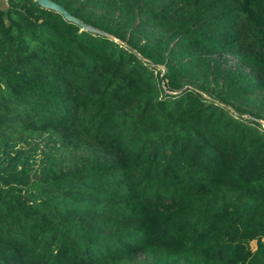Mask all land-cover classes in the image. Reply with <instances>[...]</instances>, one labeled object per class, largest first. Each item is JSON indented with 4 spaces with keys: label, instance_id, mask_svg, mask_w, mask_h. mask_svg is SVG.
<instances>
[{
    "label": "trees",
    "instance_id": "16d2710c",
    "mask_svg": "<svg viewBox=\"0 0 264 264\" xmlns=\"http://www.w3.org/2000/svg\"><path fill=\"white\" fill-rule=\"evenodd\" d=\"M54 1L110 36L0 0V264H264V0Z\"/></svg>",
    "mask_w": 264,
    "mask_h": 264
},
{
    "label": "water",
    "instance_id": "95a60500",
    "mask_svg": "<svg viewBox=\"0 0 264 264\" xmlns=\"http://www.w3.org/2000/svg\"><path fill=\"white\" fill-rule=\"evenodd\" d=\"M35 1H37L41 6L47 8V9H52V10L60 12L61 14L64 15V17L68 21L79 24L82 27V29L110 36L109 33L105 32V31H103L97 27H94L92 25L85 23L82 19H80L79 17H76L75 15L70 13L64 6H62L61 4L57 3L54 0H35ZM259 121L264 124L263 120L259 119Z\"/></svg>",
    "mask_w": 264,
    "mask_h": 264
},
{
    "label": "rangeland",
    "instance_id": "374dc122",
    "mask_svg": "<svg viewBox=\"0 0 264 264\" xmlns=\"http://www.w3.org/2000/svg\"><path fill=\"white\" fill-rule=\"evenodd\" d=\"M3 1H5V0H3ZM224 58H226L228 60V64L231 65V66H234V67L242 66L239 63L238 59L235 56H233V55H230V54L224 55ZM253 247H256V242H253Z\"/></svg>",
    "mask_w": 264,
    "mask_h": 264
}]
</instances>
